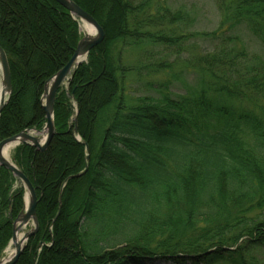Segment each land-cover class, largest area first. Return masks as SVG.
I'll use <instances>...</instances> for the list:
<instances>
[{
	"label": "trees",
	"instance_id": "trees-1",
	"mask_svg": "<svg viewBox=\"0 0 264 264\" xmlns=\"http://www.w3.org/2000/svg\"><path fill=\"white\" fill-rule=\"evenodd\" d=\"M72 1L105 39L75 70L69 91L58 92L49 147L23 144L14 153L36 189L39 223L16 264H264V56L240 33L264 52V0H230L217 30L202 35L224 44L194 59L204 79L191 96L135 103L117 44L170 38L131 28L130 16L144 8L132 0ZM79 41L78 21L54 0H0V47L12 80L0 142L45 128L46 83ZM17 183L0 167V254L25 208Z\"/></svg>",
	"mask_w": 264,
	"mask_h": 264
},
{
	"label": "rangeland",
	"instance_id": "rangeland-1",
	"mask_svg": "<svg viewBox=\"0 0 264 264\" xmlns=\"http://www.w3.org/2000/svg\"><path fill=\"white\" fill-rule=\"evenodd\" d=\"M229 1L132 0V5L137 7L142 4L144 8L130 16L131 28L135 27L139 32L145 34L148 32L153 37H169L171 43L155 44L151 41L140 40L138 44H132L133 46L131 47H123V45L117 44L116 53L121 54L120 60L122 64L131 69V72L126 74L123 83L129 96V101L135 103L139 97L159 98L162 93H169L174 98L191 96L201 78L204 79L200 75L198 63L194 59L199 58L207 51L212 52L216 51V49H222V44H224L223 39L213 40L212 37L205 38L202 35L211 34L217 30L219 23L222 21L223 8ZM169 11L174 14L179 13L181 19H173ZM81 25L82 21L78 20L80 40L86 37L85 33L81 31ZM240 33L242 41L247 45L249 51L254 55L263 57L264 52H262L260 44L256 43L249 35L250 33L243 29L240 30ZM228 35L227 33L226 36ZM182 36H187L190 39L184 41V39H181ZM226 44L229 45L228 43ZM0 80L2 82L1 69ZM69 80L71 81V79ZM70 81H66L60 90L69 91ZM43 101L44 96L42 98ZM32 132L35 133V137L44 141L46 134ZM75 140L81 142L78 136ZM16 149L14 148L10 153L11 162H13ZM16 180L18 183L15 189L23 187L25 190L24 200L26 207L27 191L23 183L18 178ZM28 225L25 227L26 229L23 228L25 234L30 233L34 229L32 221ZM11 244L12 239L0 254V263L6 257L7 250ZM25 244L27 245L28 242ZM259 255L264 260V251H261ZM157 264L170 263L159 262Z\"/></svg>",
	"mask_w": 264,
	"mask_h": 264
},
{
	"label": "water",
	"instance_id": "water-1",
	"mask_svg": "<svg viewBox=\"0 0 264 264\" xmlns=\"http://www.w3.org/2000/svg\"><path fill=\"white\" fill-rule=\"evenodd\" d=\"M60 6L68 10L75 18L80 19L90 25H92L96 30V37L89 38L85 37L80 40L74 55L68 62V64L60 70L50 81L46 83L45 86V104L43 105L46 117V126L43 130V133L46 134L44 141H41L37 137L31 134V131L22 132L14 137L3 140L0 142V167L5 168L13 173V175L18 178L24 185L26 189V207L25 210L19 215V217L14 221L13 224V238L12 243H16L17 233L25 228L31 221L34 224V229L30 233L24 236L21 244L16 246V254L15 256L7 263L4 264H16L22 255L25 249V243L29 241L38 231H39V223L37 218V204L38 197L36 194V189L30 182V180L12 163L9 162L4 156V150L16 143L17 146L26 144L34 147L37 151L44 152L50 145L52 139L56 134L55 126H54V107L57 98L58 91L61 86L66 82L70 81L69 77L72 78L73 71L79 67L82 62H80L83 58H87L89 53L98 45H100L105 39V33L103 28L94 20L92 16L86 13L83 9H81L76 3L72 0H54ZM0 69L2 71V84H3V95L7 94V98H3L0 105V116L8 104L11 94H12V80L11 73L7 55L5 51L0 47ZM77 132V128L75 129ZM16 146V147H17ZM88 150V149H87ZM87 169L72 177V178H80L85 175ZM62 201V196H60V203ZM3 264V263H0Z\"/></svg>",
	"mask_w": 264,
	"mask_h": 264
},
{
	"label": "bare ground",
	"instance_id": "bare-ground-1",
	"mask_svg": "<svg viewBox=\"0 0 264 264\" xmlns=\"http://www.w3.org/2000/svg\"><path fill=\"white\" fill-rule=\"evenodd\" d=\"M81 31H83L85 33L86 37H89V38H94L96 36V34H97L95 28L92 25H90V24H88V23H86L84 21H82ZM85 60H86V58H83L80 62H82V64H84ZM3 98H7V94L3 95V84H2V82L0 80V105H1V102H2ZM31 134L33 136H36L34 132H32ZM43 134H45V133H43ZM16 146H17V144L14 143V144L8 146L4 150V156L9 162H11L10 153L12 152V150H14V148H16ZM23 231H24V229L20 230L17 233L16 243H12L10 245L9 249L7 250L6 257L3 259V261L1 263H3V264L7 263L15 256V254H16V246L21 244V242L24 239V236L26 235Z\"/></svg>",
	"mask_w": 264,
	"mask_h": 264
}]
</instances>
